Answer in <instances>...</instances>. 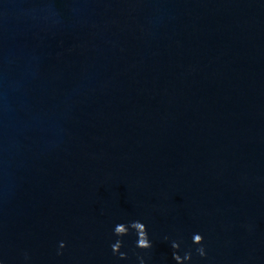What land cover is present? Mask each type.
<instances>
[{
	"label": "water",
	"instance_id": "obj_1",
	"mask_svg": "<svg viewBox=\"0 0 264 264\" xmlns=\"http://www.w3.org/2000/svg\"><path fill=\"white\" fill-rule=\"evenodd\" d=\"M172 241L264 264V0H0V264Z\"/></svg>",
	"mask_w": 264,
	"mask_h": 264
},
{
	"label": "clouds",
	"instance_id": "obj_2",
	"mask_svg": "<svg viewBox=\"0 0 264 264\" xmlns=\"http://www.w3.org/2000/svg\"><path fill=\"white\" fill-rule=\"evenodd\" d=\"M130 230L134 231L137 235L136 247L141 250H148L152 248V243L149 239L147 226L139 220L132 221L129 224L119 223L115 225L113 233L116 237L127 236ZM167 239V237H165ZM192 243L197 245L195 252L201 258L207 257L206 247L204 245V237L199 233H194L192 236ZM123 240L117 239L115 243L111 245V249L114 255H118L120 259H127V253L122 252L121 248L123 247ZM60 249L66 247L64 242H61L59 245ZM171 247L174 250L172 253V258L176 264H186L192 260V252H185L183 256L179 254L180 243L177 241H172ZM58 255L62 254L58 251ZM27 258V256H26ZM139 264H145L144 258L138 256Z\"/></svg>",
	"mask_w": 264,
	"mask_h": 264
}]
</instances>
